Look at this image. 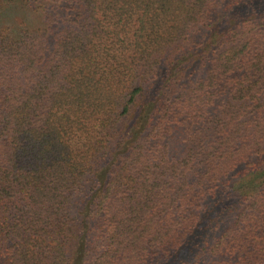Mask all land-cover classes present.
Listing matches in <instances>:
<instances>
[{
    "label": "trees",
    "instance_id": "trees-1",
    "mask_svg": "<svg viewBox=\"0 0 264 264\" xmlns=\"http://www.w3.org/2000/svg\"><path fill=\"white\" fill-rule=\"evenodd\" d=\"M0 264H264V0H0Z\"/></svg>",
    "mask_w": 264,
    "mask_h": 264
}]
</instances>
